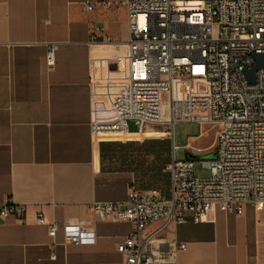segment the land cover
I'll return each mask as SVG.
<instances>
[{"label":"crops","instance_id":"obj_1","mask_svg":"<svg viewBox=\"0 0 264 264\" xmlns=\"http://www.w3.org/2000/svg\"><path fill=\"white\" fill-rule=\"evenodd\" d=\"M99 1L0 0V205L26 206L20 221L0 218V264H124L117 244L132 234V224L100 220L92 204L124 202L132 187L171 194L170 175L155 162L158 149L141 147L166 143L170 162V139H142L138 128L127 135L91 133L92 121L113 116L128 36L120 0L109 8ZM93 33L98 38L90 42ZM41 214L59 226L54 238ZM79 221L94 232L92 243L65 238L63 226ZM157 243L165 258L160 264H264V205L169 223Z\"/></svg>","mask_w":264,"mask_h":264},{"label":"built area","instance_id":"obj_2","mask_svg":"<svg viewBox=\"0 0 264 264\" xmlns=\"http://www.w3.org/2000/svg\"><path fill=\"white\" fill-rule=\"evenodd\" d=\"M99 4L109 8L112 2ZM117 4L127 13L124 87L113 101V116L92 121L91 133L127 135L129 123L134 122L139 134L170 139L172 158L164 171L170 175L171 194L132 187L124 202H96L91 210L100 220L132 224V234L117 244L124 264H160L165 258L157 242L169 223L201 222L215 209L242 215L247 204L264 205V68L257 69L254 83L245 75L256 63L254 56L264 54V0H120ZM93 8V3L86 6L89 11ZM97 38L93 33L90 42ZM106 42L113 40L108 37ZM46 59L53 67L54 45ZM178 123L219 127L216 157L203 160L209 178L196 176L195 160H177ZM185 148L195 157L204 155L202 148ZM25 212L26 206L11 201L0 205L3 219L20 221ZM39 222L48 226L50 237L56 236V223H48L43 214ZM158 222H163L161 227L151 231ZM62 231L77 245L95 238L83 221L66 224Z\"/></svg>","mask_w":264,"mask_h":264},{"label":"rangeland","instance_id":"obj_3","mask_svg":"<svg viewBox=\"0 0 264 264\" xmlns=\"http://www.w3.org/2000/svg\"><path fill=\"white\" fill-rule=\"evenodd\" d=\"M122 82L123 78L120 77ZM124 85V82L122 83ZM129 128L131 131H136L137 127L133 122L129 123ZM158 131H161V128L156 127ZM219 130L218 126L209 125V124H199V123H178L174 128V142L180 147L176 151L177 160L181 161L186 159L187 154L189 153L185 146L189 145L196 148H205L210 145L211 149L208 152H205L203 156L199 157L195 161V172L196 176L206 179L209 178L210 173L209 170L204 166L203 160L210 159L214 156L213 153V145L216 139L217 131ZM142 139L147 138H163L160 135L150 134L145 137H141ZM211 143V144H210ZM207 150V149H206ZM208 153V154H207Z\"/></svg>","mask_w":264,"mask_h":264},{"label":"trees","instance_id":"obj_4","mask_svg":"<svg viewBox=\"0 0 264 264\" xmlns=\"http://www.w3.org/2000/svg\"><path fill=\"white\" fill-rule=\"evenodd\" d=\"M141 147L145 149H154V150L158 149L157 153L154 152L155 162L159 164V169L162 172V174L164 175L167 174V172H165L164 169L166 165L169 164V158L167 155V153H169V146L165 143V145H161V146L152 145L151 147H144V146Z\"/></svg>","mask_w":264,"mask_h":264},{"label":"water","instance_id":"obj_5","mask_svg":"<svg viewBox=\"0 0 264 264\" xmlns=\"http://www.w3.org/2000/svg\"><path fill=\"white\" fill-rule=\"evenodd\" d=\"M255 58V65L251 70H248L245 72V75L248 79L249 82L254 83L255 82V72L257 71V69L259 68H264V54H256L254 56ZM216 157V154L214 153V156L211 157L210 159H213ZM199 157H195L193 155H191L190 153L187 154L186 159H190V160H197Z\"/></svg>","mask_w":264,"mask_h":264}]
</instances>
